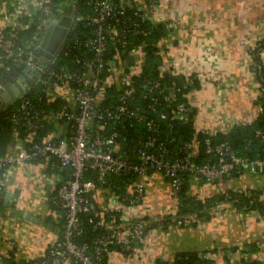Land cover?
I'll list each match as a JSON object with an SVG mask.
<instances>
[{
    "label": "built area",
    "instance_id": "1",
    "mask_svg": "<svg viewBox=\"0 0 264 264\" xmlns=\"http://www.w3.org/2000/svg\"><path fill=\"white\" fill-rule=\"evenodd\" d=\"M48 1L41 0L32 14H26V23L21 22V14L13 24L0 28V67L4 71H15H11V63L19 65L17 68L21 71L20 76L27 70L37 71L33 82L50 85L54 94L56 92L60 95L61 91L65 95L66 92L71 93L73 98L72 103L66 101L59 109L37 111L26 96L31 82L12 99L18 101V110L13 114V120L20 121L26 128L38 127L40 113L45 120L52 117L58 123H66L67 129L71 126V131L57 141L51 140L52 136H58L54 132L41 140L32 141L28 146L26 142L31 139L20 138L13 149L0 155V166L8 168L16 163L30 162L36 156H54L51 164L57 169L65 170L66 178L57 185L54 199L63 215L62 236L47 246L52 258L46 263L41 260L33 264H59L61 259L67 257L79 264H112L103 260L100 251L107 250V246L115 242H120V252L130 254L132 241L142 237L146 222L141 218L128 217L122 203L132 204L142 199L145 194V179L151 171H158L167 177L170 188L175 192L181 184L180 174L186 170L207 181H215L245 167L250 170L264 169V154L241 156L229 144H211L208 137H205L204 143L205 151L213 154L211 161L202 164L190 161V153L186 154V151L190 148V152H193L192 142L183 144L181 156L171 154L166 146L170 137L159 135L161 121L167 119V127L176 118L186 119L185 95L183 93L180 97L179 94L187 83L185 81L178 84L174 80L165 83L153 75L141 76L145 62V43L131 40L133 36H146L150 32L142 21L157 20V0H86L88 9L80 12L78 22L82 21L89 32L75 35L67 41L73 30L70 29L61 50L83 47L88 52L83 51L74 56L70 67H52L54 61L49 64L50 61H41L33 54L39 45L41 29L59 15L56 9L52 10ZM38 11L41 14L31 38L26 42H18L19 29L26 27ZM109 45H113L115 50L107 58ZM159 49L161 52L160 46ZM250 67L257 83L256 97L264 98V87L258 78L261 66L252 59ZM161 69H167L163 63ZM111 84H115L118 89L116 108L102 109L97 98L103 96L107 86ZM136 85H140L143 98L148 97V110L155 112L154 116L143 112L138 105L130 107L129 101L135 94ZM155 104H159V107ZM258 113L264 115V105L261 102H258ZM123 116L142 119L146 126L139 145L129 152L123 147L125 136H120L117 126L113 125L108 129L110 119L112 122H120ZM255 134L264 142V129H257ZM89 169L95 171V177H85L86 170ZM124 173L135 175L136 183H133L131 191L113 195L111 203L98 206L92 197L97 184L104 183L107 174ZM222 202L224 201H217L214 206L218 207ZM82 213L87 214V221L93 229L100 226L107 229L95 238L98 244L95 251L89 250L88 242L75 239L81 232L78 223ZM125 222L128 224V233L119 236V224ZM107 252L109 255L110 250ZM206 259L200 264H213L209 258ZM147 264H154V261Z\"/></svg>",
    "mask_w": 264,
    "mask_h": 264
},
{
    "label": "crops",
    "instance_id": "2",
    "mask_svg": "<svg viewBox=\"0 0 264 264\" xmlns=\"http://www.w3.org/2000/svg\"><path fill=\"white\" fill-rule=\"evenodd\" d=\"M40 1L0 0V28L13 24L21 14H32ZM57 9L72 14L67 6L57 4ZM156 11V19L165 21L171 29V34L161 41L169 54L163 66L174 74H192L195 78L194 90L188 92V109L194 113L195 125L216 131L228 129L234 123L252 121L258 114V103L257 83L250 63L257 53L264 67V0H157ZM12 73L1 81L0 89L18 87L21 71ZM60 95L73 102L71 93L65 95L61 91ZM49 121L56 125L52 130L55 135L67 130L64 122L58 123L52 117ZM157 173L160 172L151 171L147 175L141 200L122 203L128 217H144L146 223L152 224L142 237L133 239L130 254L112 249L107 257L110 263L147 264L157 257L169 261L175 252L188 250L199 252L213 264H241L252 260L264 264V207H238L228 200L218 207L212 205L206 217L188 219L191 223L173 222L176 194L168 181L165 189L158 190L153 185H160L158 180L150 183L157 178ZM62 177L61 172L46 168L43 160L16 163L8 168L0 207L2 256L16 260L37 258L62 236L59 223L62 213L48 205L49 194ZM188 182L190 193L200 198L226 190L249 193L252 189L264 203L263 168L245 167L215 181L192 174ZM133 183H136L134 178L117 192L105 186L97 187L92 197L98 206L108 205L113 195L131 191ZM119 225V236H124L128 233V224ZM59 264L76 263L67 257Z\"/></svg>",
    "mask_w": 264,
    "mask_h": 264
},
{
    "label": "trees",
    "instance_id": "3",
    "mask_svg": "<svg viewBox=\"0 0 264 264\" xmlns=\"http://www.w3.org/2000/svg\"><path fill=\"white\" fill-rule=\"evenodd\" d=\"M51 5L52 10L55 11L58 0H49L48 1ZM80 10L81 12H84L88 9L86 5V0L80 1ZM131 11V9H130ZM41 12L38 11L34 16L32 17L31 21L26 27H22L18 31V42H26L29 40L32 36V33L34 32L37 23H38V17L40 16ZM20 20L22 23H26L28 21V15H22L20 17ZM142 24L147 26L150 30L148 35H138L133 36L131 40L133 42L143 41L145 43L144 51H145V62L141 69V76L142 75H153L156 77H159L163 82L168 83L170 80L176 81L178 84H181L186 81L187 85L186 88L182 90V92L179 94V96H183L182 94L187 92L191 87L195 86V78L191 75H177L172 73L168 69H161L163 59L160 56V49L159 45H157L162 39L166 38L171 34V29L167 25L165 21L156 20L151 22L149 19L143 20ZM5 30V28L3 29ZM89 32V28L83 26L82 21H79L75 28L71 31L69 34L70 40L75 35H84L85 33ZM115 50V47L113 45H109L108 47V53L107 58H109ZM86 51L88 52V49H85L83 47L81 48H64L61 50L54 62L52 63V67H60V66H66L70 67L73 65V58L74 56L80 54L81 52ZM258 54H254V60H256L260 64V74L258 75V78L261 80V83L264 87V67L262 63L259 61V58L257 57ZM12 64V70H20L17 68V64ZM10 72L4 71L0 67V82L7 78ZM261 76V77H260ZM140 78V77H139ZM135 80L137 81V77H135ZM117 93L118 89L115 84H111L107 86V90L103 96H101V99L99 100V106L102 109L116 108L117 103ZM26 96H28L30 103L32 104V107L36 109L37 111L43 110L44 112L50 111V110H56L61 107L62 104H66V99L63 97V95H58L53 93L52 88L50 85L44 86L40 84V82H32L26 92ZM186 99V119H174L170 123L171 125L165 126V122H167V119H164L161 121L162 129L161 134L159 132V135L169 136L170 142H167L166 146L169 148L172 155L181 156L183 152L181 151V148L183 147V144L186 142H192L194 144L195 153L190 152V148L187 149L186 154H189V160L196 163V164H202L208 161H211L210 159L213 158L212 153H207L205 151V143L204 139L205 137H208L210 139L211 144L215 145L217 143H226L229 144L234 151L241 155V156H247V157H254L257 154H264V142H262L255 134V131L257 129H264V115L261 113H258L257 116L250 122L246 123H234L232 124L228 129L225 130H216L213 133H210L206 129H199L196 127L194 122V113L193 111L189 110V103ZM169 102V101H168ZM256 102H261L264 105V98L262 97H256ZM148 103L149 99L143 98L142 96V90L140 88V85H136V91L132 99L129 101L130 107H133L135 105H138L143 112H146L149 116H154L155 112H151L148 110ZM157 107H159V104H155ZM18 110V101H12L3 103L0 106V155L5 154L8 151V148L11 144V139L14 137V135H17L21 139L30 138L31 140L26 142V146L30 144L32 141H38L41 140L44 136L52 132L54 128H56L55 123L50 122L49 120H45L42 116V113H40L41 117H39L38 120V127L34 128H26L21 122H15L13 120V114L16 113ZM120 122H112L111 119L108 122V129H111L113 125H115L116 128H118L120 132V136H125V141L123 144V147L126 151H131L132 148L139 145V139L143 137V135L146 132V126L145 121L140 119L137 120L134 117H128L123 116ZM71 131V126L68 127V129L61 135L58 136H52L51 140L57 141L61 136H64L68 134ZM193 148V151H194ZM54 156L44 157V156H36L31 159V161H38L43 160L46 163V168H49L54 171L61 172L63 174L62 178H59L57 185L66 178L65 170L57 169L56 166H53L51 164V161L54 160ZM8 170V167L6 166H0V207L3 206V196H4V189H3V177L6 174V171ZM189 175H192L189 170H186L185 172H182L180 174L181 184L178 187V189L175 191L176 194V212L175 217L172 219V221H180L179 223L187 224L191 223L190 217H206L207 216V210L214 206L217 201H226L229 200L233 204H235L238 207H248L253 208V206H259L264 207V203L262 201H259L258 196H256L254 190H249V193H245L242 191H234V190H226V193L222 192L216 196H210V197H204L200 198L194 194H191L189 191ZM96 173L93 170H86L85 177H95ZM165 177V176H164ZM135 178V175L133 173H124V174H107L105 177V182L102 184H97V187H107L110 191H122L123 185L125 182L131 181V179ZM167 179V177H165ZM201 179H204L203 177H198ZM57 185L53 188L51 193L48 197V205L51 208H58L61 211V208L58 207L56 202H54V199L56 197V188ZM94 188V189H95ZM124 193H120L119 195H123ZM227 194V195H226ZM146 218H142V220H145ZM191 220V221H188ZM166 220L168 221V217L166 216ZM62 221H63V215L60 214L59 216V223L62 227ZM159 222V220H158ZM194 223V222H192ZM149 223L147 222L145 224V228L143 230L142 235L144 234L145 230L149 226ZM78 228L81 230L80 234L75 236V239L78 241H86L89 245L90 251H95L97 247V242L95 241V238L102 235V233L106 232L107 229H105L103 226H100V228L93 229L91 224L87 221V214L82 213L80 215ZM63 232V229H62ZM117 248L121 249L120 242H115L113 244H109L107 246V250L100 251L103 260H107L108 252L112 249ZM52 258V255L48 253V247L46 248L45 254L42 256H39L37 258H33L30 260H16L13 259L12 256L6 257L2 256L0 254V261L2 264H33L35 261H41L44 260L45 263ZM72 260V259H71ZM203 260H207L205 257H202L199 252L197 251H188V250H180L175 252L171 260H165L161 259L159 257L155 258L154 264H200ZM73 261V260H72ZM76 264H79L75 262ZM241 264H259L258 261L252 260V261H242Z\"/></svg>",
    "mask_w": 264,
    "mask_h": 264
},
{
    "label": "water",
    "instance_id": "4",
    "mask_svg": "<svg viewBox=\"0 0 264 264\" xmlns=\"http://www.w3.org/2000/svg\"><path fill=\"white\" fill-rule=\"evenodd\" d=\"M57 11L60 14L47 22L41 29L39 45L33 51L36 57L45 58L50 61L49 64L55 60L57 54L61 51L63 41L69 30L74 29L78 23V15L62 13L61 9H57ZM17 67H19V65H17ZM36 75L37 71L33 70H27L26 73L21 76L19 75V80L17 81L18 87H7L5 91L0 93V98H3L5 103L9 101L12 102V99L25 89V83L30 84L33 82ZM9 196L10 194L7 192L6 198Z\"/></svg>",
    "mask_w": 264,
    "mask_h": 264
},
{
    "label": "rangeland",
    "instance_id": "5",
    "mask_svg": "<svg viewBox=\"0 0 264 264\" xmlns=\"http://www.w3.org/2000/svg\"><path fill=\"white\" fill-rule=\"evenodd\" d=\"M163 43H164V42H161V41L158 43L159 46L161 47L160 56H161V58L163 59V61L167 64L169 54H168V51L165 50V48H164V44H163ZM37 58H38V59H41V60H43V61L45 60V58H39V57H37ZM190 90L192 91V90H194V88L191 87L187 92L184 93L185 97L187 98L188 103H189L188 92H190ZM100 99H101V96H98L97 100L99 101ZM196 127L198 128L199 125H196ZM18 139H20V138H19L17 135H14V139L12 140V142H11V144H10V146L12 147V149L16 146V142L18 141ZM14 145H15V146H14ZM193 153H195V148H194ZM5 175H6V174H5ZM189 176L192 177V175H189ZM3 178H5V176H4ZM156 180H158V183H160V185L157 184V186H156V184H153V185L156 187V189H157V190H158V189H165V187H166V183H167V179H165V177L163 176L162 173H157V178L154 179V181H151L150 183L152 184V183H154ZM168 194H169V192H168ZM169 197H171V195H169Z\"/></svg>",
    "mask_w": 264,
    "mask_h": 264
},
{
    "label": "flooded vegetation",
    "instance_id": "6",
    "mask_svg": "<svg viewBox=\"0 0 264 264\" xmlns=\"http://www.w3.org/2000/svg\"><path fill=\"white\" fill-rule=\"evenodd\" d=\"M59 1V7H64V6H67V8L69 9V11H71L72 15H80V1L82 0H58ZM62 13H65V12H62ZM14 73V72H13ZM12 73V74H13ZM14 75V74H13ZM6 86L4 88H1L0 89V93H2L3 91L6 90ZM5 103L3 98H1V103H0V106Z\"/></svg>",
    "mask_w": 264,
    "mask_h": 264
}]
</instances>
